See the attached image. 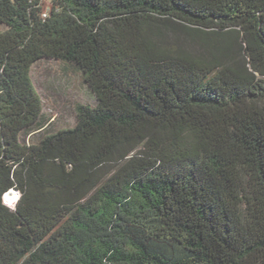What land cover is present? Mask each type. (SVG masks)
<instances>
[{"label": "trees", "instance_id": "1", "mask_svg": "<svg viewBox=\"0 0 264 264\" xmlns=\"http://www.w3.org/2000/svg\"><path fill=\"white\" fill-rule=\"evenodd\" d=\"M0 264H264V0H0Z\"/></svg>", "mask_w": 264, "mask_h": 264}, {"label": "rangeland", "instance_id": "2", "mask_svg": "<svg viewBox=\"0 0 264 264\" xmlns=\"http://www.w3.org/2000/svg\"><path fill=\"white\" fill-rule=\"evenodd\" d=\"M30 79L41 98V123L45 133L74 127L76 104L94 105L80 73L68 64L55 60L38 61L31 67Z\"/></svg>", "mask_w": 264, "mask_h": 264}, {"label": "clouds", "instance_id": "3", "mask_svg": "<svg viewBox=\"0 0 264 264\" xmlns=\"http://www.w3.org/2000/svg\"><path fill=\"white\" fill-rule=\"evenodd\" d=\"M20 198H21V194L17 192L14 193L13 197L10 199L8 197H5L3 203L9 210L14 211L16 204L18 203Z\"/></svg>", "mask_w": 264, "mask_h": 264}, {"label": "bare ground", "instance_id": "4", "mask_svg": "<svg viewBox=\"0 0 264 264\" xmlns=\"http://www.w3.org/2000/svg\"><path fill=\"white\" fill-rule=\"evenodd\" d=\"M13 195H14V192L11 191V192H9L8 194H6L5 197H8V198L10 199V198L13 197ZM5 197H4V198H5Z\"/></svg>", "mask_w": 264, "mask_h": 264}, {"label": "water", "instance_id": "5", "mask_svg": "<svg viewBox=\"0 0 264 264\" xmlns=\"http://www.w3.org/2000/svg\"><path fill=\"white\" fill-rule=\"evenodd\" d=\"M12 192L16 193L15 191H12Z\"/></svg>", "mask_w": 264, "mask_h": 264}]
</instances>
